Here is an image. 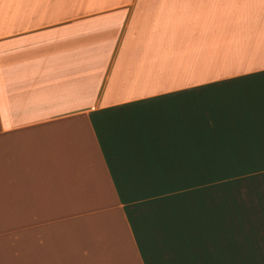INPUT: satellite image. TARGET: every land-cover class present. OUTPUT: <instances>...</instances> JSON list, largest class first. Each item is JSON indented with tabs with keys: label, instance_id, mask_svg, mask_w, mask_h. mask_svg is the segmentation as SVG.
Here are the masks:
<instances>
[{
	"label": "crops",
	"instance_id": "crops-1",
	"mask_svg": "<svg viewBox=\"0 0 264 264\" xmlns=\"http://www.w3.org/2000/svg\"><path fill=\"white\" fill-rule=\"evenodd\" d=\"M0 264H264V0H0Z\"/></svg>",
	"mask_w": 264,
	"mask_h": 264
}]
</instances>
